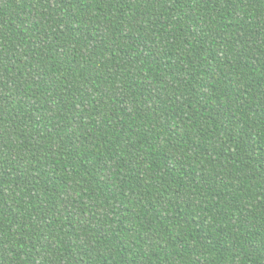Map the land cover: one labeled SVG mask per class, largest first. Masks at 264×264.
I'll use <instances>...</instances> for the list:
<instances>
[{
    "label": "trees",
    "instance_id": "1",
    "mask_svg": "<svg viewBox=\"0 0 264 264\" xmlns=\"http://www.w3.org/2000/svg\"><path fill=\"white\" fill-rule=\"evenodd\" d=\"M0 264H264V0H0Z\"/></svg>",
    "mask_w": 264,
    "mask_h": 264
}]
</instances>
